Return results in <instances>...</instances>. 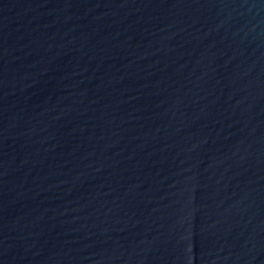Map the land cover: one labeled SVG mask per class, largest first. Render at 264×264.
Here are the masks:
<instances>
[{"label": "water", "instance_id": "95a60500", "mask_svg": "<svg viewBox=\"0 0 264 264\" xmlns=\"http://www.w3.org/2000/svg\"><path fill=\"white\" fill-rule=\"evenodd\" d=\"M0 264H264V0H0Z\"/></svg>", "mask_w": 264, "mask_h": 264}]
</instances>
